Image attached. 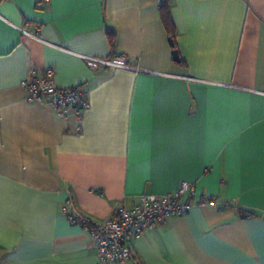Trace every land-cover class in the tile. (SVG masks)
<instances>
[{
  "label": "crops",
  "instance_id": "crops-1",
  "mask_svg": "<svg viewBox=\"0 0 264 264\" xmlns=\"http://www.w3.org/2000/svg\"><path fill=\"white\" fill-rule=\"evenodd\" d=\"M167 1L169 27L158 0H0V264H100L63 207L100 222L184 180L205 202L126 264H264V0ZM46 67L86 92L79 121L26 99Z\"/></svg>",
  "mask_w": 264,
  "mask_h": 264
},
{
  "label": "built area",
  "instance_id": "built-area-1",
  "mask_svg": "<svg viewBox=\"0 0 264 264\" xmlns=\"http://www.w3.org/2000/svg\"><path fill=\"white\" fill-rule=\"evenodd\" d=\"M37 1L38 3H48V0ZM163 3L164 0H158L159 7ZM19 29L39 38L37 33L28 32L23 27H19ZM76 55L93 70L105 67L114 70H141L131 64L124 55L108 57ZM21 85L27 91L26 99L29 102L49 105L59 117L67 118L73 115L79 121L84 111L89 107L86 92L77 86H59L51 67H46L41 71L31 68L28 77L21 81ZM194 193V184L185 180L181 181L176 189L166 194L144 192L139 195L131 207L116 204L112 215L100 222H93L88 216L70 211L66 207H63V212L68 221L80 224L91 235L100 264H126L131 257L130 241L139 238L146 228L169 217L183 215L192 206L205 202L203 198L196 200Z\"/></svg>",
  "mask_w": 264,
  "mask_h": 264
},
{
  "label": "trees",
  "instance_id": "trees-1",
  "mask_svg": "<svg viewBox=\"0 0 264 264\" xmlns=\"http://www.w3.org/2000/svg\"><path fill=\"white\" fill-rule=\"evenodd\" d=\"M160 9L163 11V13H164V20H165L166 24L169 27L170 22H169V17L167 15L168 13L166 12L167 9H168V1L167 0H164V3L160 6ZM108 33L112 37V33L110 31H108ZM240 210L243 211V209H241V208H240Z\"/></svg>",
  "mask_w": 264,
  "mask_h": 264
},
{
  "label": "water",
  "instance_id": "water-1",
  "mask_svg": "<svg viewBox=\"0 0 264 264\" xmlns=\"http://www.w3.org/2000/svg\"><path fill=\"white\" fill-rule=\"evenodd\" d=\"M173 56H174V59L176 61H179V55H178V51L176 49L173 51Z\"/></svg>",
  "mask_w": 264,
  "mask_h": 264
}]
</instances>
